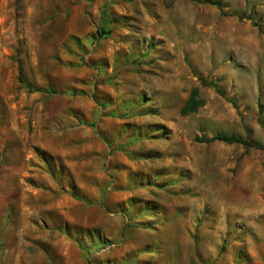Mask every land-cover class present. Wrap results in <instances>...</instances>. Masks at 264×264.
Returning <instances> with one entry per match:
<instances>
[{"label": "rangeland", "instance_id": "374dc122", "mask_svg": "<svg viewBox=\"0 0 264 264\" xmlns=\"http://www.w3.org/2000/svg\"><path fill=\"white\" fill-rule=\"evenodd\" d=\"M206 1L0 0V264H264V0Z\"/></svg>", "mask_w": 264, "mask_h": 264}, {"label": "trees", "instance_id": "16d2710c", "mask_svg": "<svg viewBox=\"0 0 264 264\" xmlns=\"http://www.w3.org/2000/svg\"><path fill=\"white\" fill-rule=\"evenodd\" d=\"M192 1H196V0H192ZM206 2L211 4V5H215V6L220 7V3L216 0L206 1ZM104 33H106V32H104ZM200 81H201V79H200ZM21 82L24 85V87H26L31 92H46L49 94H57L58 93V91H56L52 88L34 87V86L28 84L25 80H21ZM203 84H204V82H203ZM207 85L214 87V89L216 90V92L219 95L224 96L223 92L219 89V87L216 83L209 82ZM203 104H204L203 100L199 98V89L197 87H192L188 93V96H187L183 106L180 109V113L182 115H190V114L196 113L198 111V109L203 106ZM195 141L205 142V143L214 142V141H222V142L227 143V144H239V145H242L244 147H258V145L256 143H253V142L247 140L246 138L225 136V135H219V134L214 135L210 138H195ZM74 196H75V194H74ZM144 211L146 214L153 215L152 213L155 212V208L151 207V206L150 207L146 206L144 208ZM95 246H96V249H100V248L104 247L105 244L104 243H98Z\"/></svg>", "mask_w": 264, "mask_h": 264}]
</instances>
